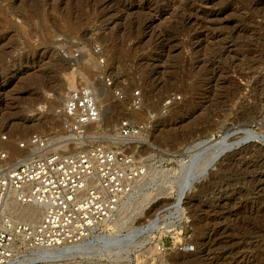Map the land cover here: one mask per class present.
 <instances>
[{"label": "rangeland", "instance_id": "obj_1", "mask_svg": "<svg viewBox=\"0 0 264 264\" xmlns=\"http://www.w3.org/2000/svg\"><path fill=\"white\" fill-rule=\"evenodd\" d=\"M81 87L112 105L107 135L127 113L115 90L142 92L136 121L156 115L137 145L146 176L109 232L125 237L158 215L161 230L140 238L124 264H264V149L225 156L189 195L185 215H173L177 179L198 144L247 127L264 134V0H0V137L11 160L34 154L20 148L32 136L65 154L78 151L61 148L69 135L59 110ZM186 245L194 251H180ZM82 259L109 260L106 253Z\"/></svg>", "mask_w": 264, "mask_h": 264}, {"label": "built area", "instance_id": "obj_2", "mask_svg": "<svg viewBox=\"0 0 264 264\" xmlns=\"http://www.w3.org/2000/svg\"><path fill=\"white\" fill-rule=\"evenodd\" d=\"M104 63L101 59L100 64ZM100 78L107 88L115 89L104 72ZM142 96L140 90L130 97L124 89L115 90L116 100L127 102L125 118L113 135L100 129L91 137L90 129L100 118L97 93L90 87L70 92L59 110L69 135L68 144L61 143L65 144L61 148L76 147L74 154L53 149L44 137L32 136L20 148H32L34 154L11 160L5 148L8 138L0 137V264H18L20 257L32 252L83 244L118 212L147 173L137 145L152 130L156 115L148 113L147 119L135 120L138 116L133 115L144 109ZM174 100L169 98L162 109ZM17 207L38 209L40 220L17 221L10 212ZM155 248L158 255L167 251L165 244ZM180 250L192 253L194 247ZM66 264L112 263L77 258Z\"/></svg>", "mask_w": 264, "mask_h": 264}, {"label": "bare ground", "instance_id": "obj_3", "mask_svg": "<svg viewBox=\"0 0 264 264\" xmlns=\"http://www.w3.org/2000/svg\"><path fill=\"white\" fill-rule=\"evenodd\" d=\"M74 87L75 86L73 74L72 78L70 79V90H73ZM101 96L106 97V92L102 91ZM104 99L105 98H97L100 111V118L98 123L91 127L89 136L93 137V135H96V132H93L92 130H105L108 129L111 124H113L112 111L114 110L112 108V105L110 103L106 104V101ZM138 114L139 113H136L133 116L135 117V115ZM117 128L118 127L114 126L111 128L110 131L115 132ZM243 146H255L264 149V134L247 127L242 130L240 129L239 131H234L233 133H226L225 135L219 136L218 138L213 137L210 140L198 144L196 146L197 149L195 148L196 155H194V157L198 160H194L193 157V161L190 163V165L185 164L186 167L182 172L183 174L181 173V177L177 179V205H175L174 207L173 215L177 217L185 215V208L183 206L185 205V202L187 201L189 195L193 192L197 185L211 175L217 163L220 162L225 156L229 155L230 153L236 152L237 149H239L240 147L243 148ZM10 212L15 216V219L17 221L21 218L24 219L25 222L37 223L41 218V213L39 212V210L32 207H17L11 209ZM115 215L109 221H107L98 232L93 234L83 244L75 246H66L59 249L46 250L38 253L34 252L33 254L30 253L28 255L20 257L18 259V264H66L73 262V259H81L85 255H102L103 253H106V257L109 259L107 262L112 264H124V256H127L135 248L143 246V242H138L140 238L145 236L147 237L149 234L161 230L160 224L162 218L160 215H158L154 221L148 223L147 227L141 225L142 227L139 229L134 228L125 237H122L120 235H113L109 231L113 227L118 226V220L114 219ZM135 217L136 216H134L133 219H135ZM103 240H107L111 243H114V246L105 248L106 245L101 244ZM190 262L185 260L183 261V264H191Z\"/></svg>", "mask_w": 264, "mask_h": 264}]
</instances>
